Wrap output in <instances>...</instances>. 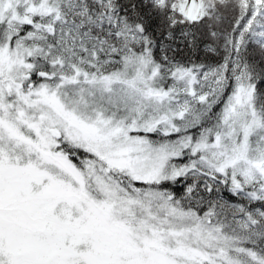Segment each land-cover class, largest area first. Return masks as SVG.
<instances>
[{
	"label": "snow or ice",
	"instance_id": "obj_1",
	"mask_svg": "<svg viewBox=\"0 0 264 264\" xmlns=\"http://www.w3.org/2000/svg\"><path fill=\"white\" fill-rule=\"evenodd\" d=\"M0 264H264V0H0Z\"/></svg>",
	"mask_w": 264,
	"mask_h": 264
}]
</instances>
